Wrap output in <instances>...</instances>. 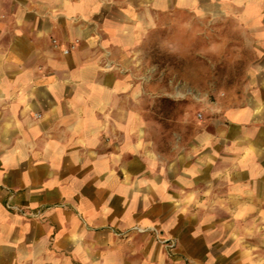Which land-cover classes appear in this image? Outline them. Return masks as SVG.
Wrapping results in <instances>:
<instances>
[{"label": "crops", "instance_id": "obj_1", "mask_svg": "<svg viewBox=\"0 0 264 264\" xmlns=\"http://www.w3.org/2000/svg\"><path fill=\"white\" fill-rule=\"evenodd\" d=\"M177 12L236 21L250 57L166 134L136 64ZM0 264H264V0H0Z\"/></svg>", "mask_w": 264, "mask_h": 264}, {"label": "rangeland", "instance_id": "obj_2", "mask_svg": "<svg viewBox=\"0 0 264 264\" xmlns=\"http://www.w3.org/2000/svg\"><path fill=\"white\" fill-rule=\"evenodd\" d=\"M221 15L177 12L161 17L138 49L149 94L145 113L173 131L174 119L202 120L239 95L250 57L249 34Z\"/></svg>", "mask_w": 264, "mask_h": 264}, {"label": "built area", "instance_id": "obj_3", "mask_svg": "<svg viewBox=\"0 0 264 264\" xmlns=\"http://www.w3.org/2000/svg\"><path fill=\"white\" fill-rule=\"evenodd\" d=\"M63 52H64L65 54H67V53H68V50H64Z\"/></svg>", "mask_w": 264, "mask_h": 264}]
</instances>
